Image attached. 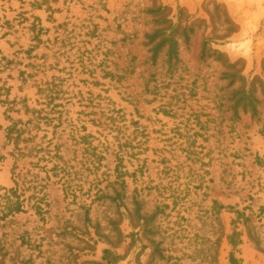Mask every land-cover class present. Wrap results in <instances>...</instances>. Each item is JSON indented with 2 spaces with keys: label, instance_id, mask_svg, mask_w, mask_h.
Here are the masks:
<instances>
[{
  "label": "rangeland",
  "instance_id": "rangeland-1",
  "mask_svg": "<svg viewBox=\"0 0 264 264\" xmlns=\"http://www.w3.org/2000/svg\"><path fill=\"white\" fill-rule=\"evenodd\" d=\"M7 195L0 264H264V0H0Z\"/></svg>",
  "mask_w": 264,
  "mask_h": 264
},
{
  "label": "trees",
  "instance_id": "trees-1",
  "mask_svg": "<svg viewBox=\"0 0 264 264\" xmlns=\"http://www.w3.org/2000/svg\"><path fill=\"white\" fill-rule=\"evenodd\" d=\"M163 41L161 45L164 43ZM173 47H170L169 49V55L172 58V55L175 56V53H173ZM252 108V107H251ZM253 114L255 113L254 108H252ZM15 195V193H13ZM23 212V204L22 202L17 198L16 201L13 202L12 195L6 196V203L1 208L0 214H2V218H5L10 215L19 214Z\"/></svg>",
  "mask_w": 264,
  "mask_h": 264
}]
</instances>
